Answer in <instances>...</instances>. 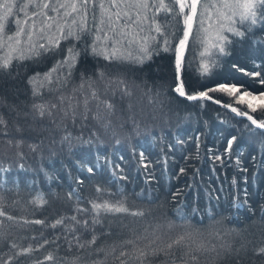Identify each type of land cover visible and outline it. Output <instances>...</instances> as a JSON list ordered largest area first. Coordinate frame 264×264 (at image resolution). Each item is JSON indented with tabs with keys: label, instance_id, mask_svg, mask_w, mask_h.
<instances>
[{
	"label": "trees",
	"instance_id": "16d2710c",
	"mask_svg": "<svg viewBox=\"0 0 264 264\" xmlns=\"http://www.w3.org/2000/svg\"><path fill=\"white\" fill-rule=\"evenodd\" d=\"M25 11L31 15L33 9ZM92 15L90 9L84 32L67 38L55 28L44 35L21 23L25 33H34L31 41L25 43V34L19 46L8 43L24 50L22 59H15L7 44L0 48V58L13 57L0 68V209L14 218L0 217V264H136V249L151 252L186 233L183 259L188 264H264L259 251L264 247V130L210 100L191 101L174 91L181 17L156 15L164 36L149 22L142 25L141 36L156 37L148 40L146 55L139 38L131 43L109 32L111 39L97 41L103 34L95 31L98 21ZM25 19L14 8L7 35L14 36L15 21ZM227 35L233 40L228 54L211 50L202 57L194 28L180 73L187 94L220 84L264 92L259 83L264 79V21L243 39ZM113 51L119 59L112 58ZM209 95L244 107L224 93ZM36 105L45 106L43 116ZM102 201L144 215L101 211L97 216L92 203ZM36 220L43 223H31ZM57 220L63 224L53 228ZM93 235L97 242L89 245ZM127 240L134 244H124ZM122 251L128 255L120 256ZM171 251L172 257L149 255L145 264L163 259L181 264V250ZM49 255L53 259H45Z\"/></svg>",
	"mask_w": 264,
	"mask_h": 264
},
{
	"label": "snow or ice",
	"instance_id": "6c2138e0",
	"mask_svg": "<svg viewBox=\"0 0 264 264\" xmlns=\"http://www.w3.org/2000/svg\"><path fill=\"white\" fill-rule=\"evenodd\" d=\"M32 7L33 11L31 15L28 14L26 9ZM19 8V11L24 12L26 19L22 21H15L18 28L13 35H7L6 24L8 17L13 14V9ZM92 10V19L98 21V26L95 31L102 33L103 35H97L96 40L111 39L108 33L111 32L115 36L130 38L131 43H135L137 38L141 41V51L146 55L148 53L147 42L148 40L155 41V36H141L144 31L142 25L145 22H149L152 26L151 30L158 33L160 36H164L161 25L156 20V15L163 12L166 14L174 13L175 16L182 18L183 28L182 37L178 40L175 48V71L176 79L180 81V73L183 63V52L188 46L190 37H193L194 28L200 34L199 43L203 46L204 50L201 52V56L211 55L215 50L217 53L226 55L227 46L233 43L231 37H237L243 39L247 33H250L258 23L264 21V0H26L22 5L17 4V0H2L0 2V48L7 44L11 49V52L17 53L15 59L24 58V50L18 47H14L13 44H9L8 41H14L16 46H19L22 35H27L29 41H31L33 32L30 30L25 33V29L20 27L21 23L28 24L29 29H36L38 27L39 33L48 35L53 28L55 32L59 33L64 38L77 35L80 32L86 30L88 23L89 10ZM154 9V13L151 17L148 16V12ZM49 13H56V15H50ZM34 17L43 19H33ZM70 18V19H69ZM31 22V23H29ZM118 22H120L118 24ZM65 29H67L65 31ZM133 29H135L133 31ZM227 33V34H226ZM41 39L44 37L41 36ZM54 40V37H49ZM116 44L120 43V40L115 41ZM165 44H168L167 39L164 40ZM40 48H44L43 44L39 45ZM36 45L33 44L31 50H35ZM95 47L93 51H95ZM166 47L164 51H168ZM71 53L72 50L69 49ZM75 55H72V59ZM112 58L119 59L116 51H113ZM13 57L11 53L7 56L0 58V68H7L12 63ZM143 62V61H140ZM202 69L207 72L209 65L204 63L201 65ZM233 67H238L234 65ZM52 71H56L53 69ZM238 71L243 72L245 75L257 78L261 76L259 71L247 72L243 68H238ZM50 77V74H49ZM259 83L264 85V79H259ZM42 86V85H41ZM83 87V85H82ZM242 87V86H241ZM241 87L236 85L220 84L214 88H210L207 91H201L197 94H187L182 82L177 83L174 91L180 96H186L191 101L213 100V97L209 95V92H221L231 97L235 104L244 106L243 108L234 107L232 103H224L223 107L230 109L237 116L245 117L251 126L256 129L264 130V118L254 117L250 113L259 112L261 116H264V92H260L259 95H255L249 92L246 88L241 90ZM92 98L98 99L95 91L92 92ZM215 103H221L220 100H215ZM87 105V101H85ZM39 111V114L43 116L45 114L44 105L35 106ZM55 107V105H53ZM104 107L111 108V105L104 103ZM250 110V111H249ZM67 115V112L65 113ZM4 123L0 120V124ZM249 127V125H245ZM236 137H232L228 141V147L231 148L232 142ZM219 159V157H217ZM89 172L93 170L88 169ZM100 192L101 189L97 188ZM71 195V194H70ZM41 203L43 201L41 200ZM92 210L96 212L97 216L101 211L107 213H128L133 216H143V212H129V209L122 203L111 204L107 201L100 203H92ZM0 217H6L8 220H13L12 216H9L4 210L0 209ZM75 220V217H72ZM94 223H98V220H94ZM2 223V221H0ZM28 223V221H25ZM31 223L41 224L40 220L31 221ZM79 223V222H78ZM63 224V220H57L55 224L51 225L53 228ZM83 224L87 226L88 221H83ZM189 234L180 235L175 239L170 240L164 247H156L151 249V252H147L143 249H136L137 255L135 256L136 264H145L148 256L159 258L172 257L175 255L171 250L178 248L181 250L182 255L180 257L181 264H188L183 259L187 253L183 252L186 238ZM97 237L95 235L88 241L89 245L96 244ZM127 245H133V240H127L123 242ZM155 243V241H152ZM195 243V241H193ZM84 247L83 244L79 245ZM15 247V245H13ZM203 245L197 247V251L202 248ZM31 249H24V253L30 252ZM103 251V249H100ZM115 251V249H112ZM261 254H264V247L259 249ZM128 253L122 251L120 256H126ZM45 259L51 260V255ZM119 259V257H117ZM131 259V258H130ZM196 259L195 256L192 257ZM103 264V261L100 262ZM120 264H129L127 260H120ZM151 264V262H149ZM162 264H169L168 259H163ZM171 264H175V260L171 261Z\"/></svg>",
	"mask_w": 264,
	"mask_h": 264
},
{
	"label": "rangeland",
	"instance_id": "374dc122",
	"mask_svg": "<svg viewBox=\"0 0 264 264\" xmlns=\"http://www.w3.org/2000/svg\"><path fill=\"white\" fill-rule=\"evenodd\" d=\"M25 41V43L26 42H28L29 40L27 39V40H24ZM27 46V45H26ZM184 55H185V53H184ZM184 58V57H183ZM181 81V80H180ZM136 97H140V96H136ZM135 97V98H136ZM185 97V96H184ZM186 98V97H185ZM187 99V98H186ZM213 100L215 101V100H217V99H215V98H213ZM134 101V100H133ZM210 101H212V100H210ZM214 101H212V102H214ZM222 102V101H221ZM215 103V102H214ZM222 103H224V102H222ZM127 105V107H129L130 106V104H126ZM221 106V105H220ZM227 109V108H226ZM235 115V114H234ZM238 117V116H237ZM245 119V118H244ZM11 132L13 133V132H17V129L14 127V126H12L11 127ZM162 220H164V219H162ZM200 242V241H199ZM206 245H209V246H213V244H206Z\"/></svg>",
	"mask_w": 264,
	"mask_h": 264
},
{
	"label": "water",
	"instance_id": "95a60500",
	"mask_svg": "<svg viewBox=\"0 0 264 264\" xmlns=\"http://www.w3.org/2000/svg\"><path fill=\"white\" fill-rule=\"evenodd\" d=\"M184 53H185V49H184V52H183V57H184ZM179 82H181V81H178V83H179ZM185 97H186V96H185ZM212 101H214V100H212ZM216 104H217V103H216ZM223 104H224V103L221 102V103H219L218 105L223 106ZM227 109H228V108H227ZM228 110H229L230 112H232L230 109H228ZM232 113H233V112H232ZM233 114H235V113H233ZM235 115H236V114H235ZM236 116H237V115H236ZM238 117H240V118H245V117H241V116H238ZM245 119H246V118H245Z\"/></svg>",
	"mask_w": 264,
	"mask_h": 264
}]
</instances>
